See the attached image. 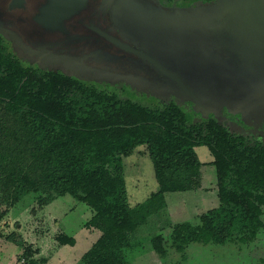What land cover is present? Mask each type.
<instances>
[{"label": "trees", "instance_id": "trees-1", "mask_svg": "<svg viewBox=\"0 0 264 264\" xmlns=\"http://www.w3.org/2000/svg\"><path fill=\"white\" fill-rule=\"evenodd\" d=\"M7 39L13 42L0 32V219L29 193L36 208L70 195L91 210L83 226L100 231L80 264H131L124 250L136 228L165 209V193L201 189L195 147L202 145L213 158L218 204L197 215V223L166 219L167 236L150 239L154 253L166 257V246L183 253L192 242L246 244L264 229V138L231 127L230 117L204 111V118L189 120L173 100L146 103L63 70L25 65ZM138 146L151 160L157 190L131 206L123 158ZM1 237L18 246L21 264H46L18 229ZM56 241L75 244L65 233Z\"/></svg>", "mask_w": 264, "mask_h": 264}, {"label": "rangeland", "instance_id": "rangeland-1", "mask_svg": "<svg viewBox=\"0 0 264 264\" xmlns=\"http://www.w3.org/2000/svg\"><path fill=\"white\" fill-rule=\"evenodd\" d=\"M176 1L171 0L174 4L195 5L193 1ZM187 16L197 19L196 15L191 13H187ZM201 21H205V16H201ZM190 32L192 34H187L183 41L189 45L190 52L197 53L199 58L195 66L193 64L190 67L192 73L189 74L188 80L200 94L202 103L210 107L211 114L218 115L223 120L230 117L227 114L234 116V119L231 117L232 119L228 120L231 127L264 138V80L251 81L248 77L233 75L230 71L232 76L222 72L223 69L203 43L202 31L191 28ZM184 36L186 37V34ZM11 40L15 44L10 39L5 41L9 51L16 54L25 65L63 70L85 82L120 91L126 96L146 103L173 100L184 108L189 120L205 117L203 110L186 97L175 93L169 84L153 81L145 73L127 70L120 72L122 69L117 71L114 67L112 69L107 66L91 71L88 64L101 65L103 61L105 62L104 56L96 55L80 62L45 59L28 53L12 38ZM182 52L183 49L180 50V54ZM118 63L136 67L132 61L120 60ZM196 67L200 69L201 76L195 72ZM230 80L233 83H230ZM234 83L237 84L235 87ZM220 92L221 94H218ZM245 94L247 96H244ZM195 151L202 164L201 189L165 193V209L151 214L145 223L136 228L131 236V248L124 250L126 259L131 264H264V229L259 232L256 239L246 244L192 242L183 253L169 246H166L168 252L164 258L154 253L150 239L159 233L167 236L169 228L163 227L166 219L171 223L184 221L197 223V215L218 204L216 171L211 164L213 158L206 146H197ZM123 164L128 201L131 206H135L144 202L157 190L153 166L144 146H138L134 153L123 158ZM35 196L33 193L27 194L9 210L7 216L0 219V232L6 235L18 229L26 243H32L39 248V254L47 258L46 264H80L82 255L100 236L98 229L83 226L90 218L91 210L70 195L57 197L46 206L36 208ZM59 233L73 237L75 244L58 245L56 236ZM19 251L18 246L4 237L0 238V264H21L16 258Z\"/></svg>", "mask_w": 264, "mask_h": 264}, {"label": "water", "instance_id": "water-1", "mask_svg": "<svg viewBox=\"0 0 264 264\" xmlns=\"http://www.w3.org/2000/svg\"><path fill=\"white\" fill-rule=\"evenodd\" d=\"M210 6L220 12L202 33L203 43L222 72L264 80V0H219ZM170 8L159 0H0V32L40 58L77 62L101 55L109 61H132L206 112L188 80L196 62L181 57L189 45L175 46L176 29L162 19ZM140 12L144 21L155 17L162 22L158 32L153 25L143 37L117 25L135 20ZM199 70L195 72L201 76Z\"/></svg>", "mask_w": 264, "mask_h": 264}, {"label": "flooded vegetation", "instance_id": "flooded-vegetation-1", "mask_svg": "<svg viewBox=\"0 0 264 264\" xmlns=\"http://www.w3.org/2000/svg\"><path fill=\"white\" fill-rule=\"evenodd\" d=\"M159 1L164 7H171L169 10H167L169 12V15L162 17V19L164 20V22H165L164 24L166 26L168 25V27H170L172 25L174 27V29H176L175 33H174L175 36L177 37V40L175 41V46L185 43L183 41L184 39H181L180 33L184 32L186 34V37L184 35H183V37L186 39L187 34L188 35L192 34V32H190L191 28L200 29L202 31L201 32V35H202V33L205 32V30H207L208 27L210 26L211 21H213V19L218 18V14L220 12L217 9L216 10L213 9V7L211 8L210 5H209V7H207L208 5H201V6H199V5L195 6L194 5L193 6L191 4H189V5H185V4L166 5V4H163L161 2V0H159ZM119 7H120V5H119ZM187 13H191V14L196 15L197 19L189 18L187 16ZM139 14L140 15L135 17V20H129V22H127V23L124 20L122 22L117 21V25L121 28L123 27V28L129 29L131 31V33H133L134 35H143V37H144L143 32L145 34H147L146 31H148L147 29H149L150 26H151L150 29H152V27L154 25L155 26L154 29L156 30V32H158L157 28H159L162 25L161 24L162 22L158 21L155 17H151V18L147 17V21H144V18H142V16L145 17L144 16L145 14L141 15V12ZM170 14H172V15H170ZM202 15L205 16V21H201ZM159 35H161V34H159ZM7 36H9V35H7ZM188 58H193L194 61L196 62L197 59L199 58V56H197V53L194 54V52H193V54H192L190 52V50H188L186 53H184L182 55V59L185 62ZM81 60H79L78 62H80ZM117 63H118V61H112L111 62V61L105 59V62L103 61L101 63V65L98 63L97 64L90 63L88 65L90 66L91 71H94L95 69H101L105 66H107L108 68L114 67V69H116V70L122 69L123 71L121 70L120 72H124L125 70H127L130 72L139 73V71H141V69H138L137 67H135L133 65H131V66L126 65L125 66V65H120L119 63L118 64ZM68 66L72 67L71 65H68ZM74 68H76V67H74ZM150 77L152 78V80H155L152 76H150ZM206 112H211V109L207 107ZM231 117L233 118L234 116L230 115V119H232Z\"/></svg>", "mask_w": 264, "mask_h": 264}]
</instances>
